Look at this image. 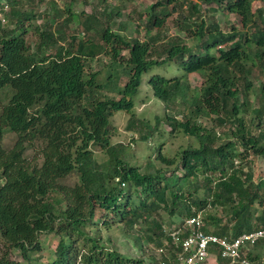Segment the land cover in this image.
<instances>
[{
	"label": "trees",
	"instance_id": "1",
	"mask_svg": "<svg viewBox=\"0 0 264 264\" xmlns=\"http://www.w3.org/2000/svg\"><path fill=\"white\" fill-rule=\"evenodd\" d=\"M3 1L9 10H4ZM199 1L156 0L144 20L143 40L137 30L134 37L113 32V25L119 24L110 16L112 9L98 17L90 14L81 30L86 40L72 35L67 48L51 29L38 32L33 44L26 38L25 23L36 16L27 6L35 0H0V264H143L102 236L99 225L109 228L115 222L127 235L132 231L136 242L143 237L155 246H168L169 255L154 261L167 263L179 248L164 226L161 210L169 217L179 211L181 227L184 218L207 205L220 207L227 211L229 224L220 226L222 219L212 214L199 216L205 232L221 236L260 225L253 206L256 201L264 204V180L253 182L250 169L244 171L234 160L264 158V82L260 104L248 117L250 94L256 93L250 79L253 67L264 72V9L253 10L255 0ZM183 3H188L186 10ZM170 4L178 9L179 29L192 46L180 35L166 37L158 29L163 28L159 15H167ZM216 11L239 16L243 29L223 30L211 16ZM95 24L99 33L91 32ZM119 27L126 30L127 25ZM109 47V67L120 65L126 76L118 98L97 81L98 71H89V60ZM171 63L183 74H152L147 83L167 107L178 101L187 105L183 119L167 114L163 121L170 133L193 137L198 144L182 149L179 162L169 170L142 172L124 162L110 142L111 117L118 111L129 114L131 129L135 121L148 129L141 136L147 140L154 128L136 120L134 99L142 74ZM194 72L203 82L192 91L184 77ZM204 116H213L219 133L197 124ZM6 133L14 135L9 147L3 144ZM29 149L36 154L29 156ZM95 151L104 152L107 160L99 162ZM156 158L166 166L175 161L160 151ZM73 175L77 181L67 183ZM200 186L210 199H190ZM42 234L58 236L48 261H41L39 254L31 256L42 250ZM11 250L19 251V259L11 257ZM263 251L260 241L247 257L264 264Z\"/></svg>",
	"mask_w": 264,
	"mask_h": 264
},
{
	"label": "rangeland",
	"instance_id": "2",
	"mask_svg": "<svg viewBox=\"0 0 264 264\" xmlns=\"http://www.w3.org/2000/svg\"><path fill=\"white\" fill-rule=\"evenodd\" d=\"M191 1L194 3L200 2L199 0ZM155 2L156 0H71L70 4V0H35V3L31 4L32 6H27L32 7L33 11L36 12V16L25 23V27L27 28L26 38L33 44L37 39L36 34L38 32L51 29L59 40V43L69 48L70 44H72V35H76L78 40H86L84 33L81 30H84L82 26L88 15L95 13L98 17L100 14H104V10L109 12L112 9L115 12L113 11V14H110V16L114 20V23L119 24V26H121V24H124V26L127 25L126 30H120L121 27L113 25V32L128 37H134L139 33V37L143 40L146 33L144 20H148L149 6ZM2 3L5 5L4 10H9L6 2L3 1ZM182 6L183 9L186 10L188 3H183ZM259 7L264 9V0H255L253 2V10ZM168 8L167 15H159L163 20V28L158 29L162 30L166 37L178 34L184 39L183 41L186 44L192 46L193 42L187 38V33L184 30L179 29L177 19L178 9L173 10L172 4H170ZM201 8H204V5H201ZM71 11L74 14L72 17H69ZM106 16L107 15H105V17ZM211 16H213V18L219 23L220 27L225 31L230 30L232 26H235L238 29H243L241 18L235 14H226L222 11H216L212 12ZM1 17L3 16L1 15ZM4 17L6 21H8L7 17ZM67 18H69V21L65 24L64 22ZM156 29L153 28V30H151L152 33L155 32ZM99 30V25L95 24L91 32L99 33ZM73 43V45H76L77 42ZM87 45L89 44L86 43V46ZM110 49L111 47L107 49L108 51L106 50L107 52H102L97 57L95 56L93 59L89 60V71H98L97 81L101 82L102 86L105 87L106 93L113 98H118L119 95L117 89L123 86L126 76L120 65L115 66L114 68V65L112 64V67H109L113 61ZM124 54L127 53L124 52ZM152 74L172 77L176 75L180 76L183 73L175 64L171 63L169 66L168 64L154 66L151 71L142 74L139 92L134 99L133 111L136 120L149 122L153 126L154 131L152 135H150L147 140H142L141 136L147 133L148 129L137 123V121L134 122V128L131 129L129 124L130 115L118 111L111 117L113 130L110 139L112 145L117 147L118 154L124 162L137 166L142 172L149 173H154L158 169L169 170L171 167L176 166L179 162V152L189 145L193 147L198 144L197 140L193 137H188L181 133H170L169 126L163 121V118L165 115L170 114L176 116L178 119H183L188 111L187 105L178 101L170 108L167 107L164 102L155 98L147 83L149 76ZM184 79L192 91L199 89L203 82V77L195 72L185 75ZM250 79L253 83V88L256 89V93L251 92L250 94L252 109L248 117L254 116L255 110L260 104L258 98L260 97V84L264 82V72H262L259 67H253ZM239 98H241V96ZM212 118L213 116L199 117L197 118V124L208 130L213 128L215 131H220L215 127ZM218 131L216 132L219 133ZM13 142L14 135L6 133L3 140L4 146L9 147ZM159 151L168 158H174V164L166 166L164 163L160 162L156 158ZM34 154H36L34 150H28L29 156ZM94 155L99 162H105L107 160V155H105L104 152L95 151ZM234 164L241 166L244 171L250 169L253 182L258 183L260 180H264L263 157L250 156L247 159V162L244 163L235 159ZM247 164H249V168L247 167ZM167 173L169 174V172ZM75 181H77V176L73 175L67 180V183L72 184ZM185 195H188V193L186 192ZM196 196L199 198L206 197L207 199H210L205 193L204 188L201 186L198 187L196 191L193 190L190 199ZM261 206L258 204V201H256L253 207L255 209L257 207L259 212ZM258 212H255L256 215ZM160 213L164 219L166 230L178 226L182 220V215L179 214V211H177L172 217H169L168 213L164 210H161ZM198 214L204 217L207 214H212L217 218H221L220 226L230 223V221H228L227 211L220 207L207 205L206 209L198 210ZM99 226L101 227L100 233L105 239L109 238L112 246L126 256L137 260L142 259L143 264H154L155 259H160L163 254L166 253L165 255H169L170 251H168V246L166 245L163 247L155 246L153 243L147 242L143 237L140 241L136 242V236L132 234V231L127 235L123 227H121L120 222L112 223L109 228L101 225ZM141 229L144 230L143 224H141ZM39 240L42 245V250L39 253H31V256L39 254V256H41V261H48L53 258V252L57 244L58 236L54 234H42L40 235ZM10 255L13 259H19L20 254L17 250H11Z\"/></svg>",
	"mask_w": 264,
	"mask_h": 264
},
{
	"label": "built area",
	"instance_id": "3",
	"mask_svg": "<svg viewBox=\"0 0 264 264\" xmlns=\"http://www.w3.org/2000/svg\"><path fill=\"white\" fill-rule=\"evenodd\" d=\"M258 216L260 225L257 228L236 236L207 233L202 229L199 214L186 217L181 227L167 230L179 250L171 261L161 264H255L247 257V251L264 241V204Z\"/></svg>",
	"mask_w": 264,
	"mask_h": 264
}]
</instances>
